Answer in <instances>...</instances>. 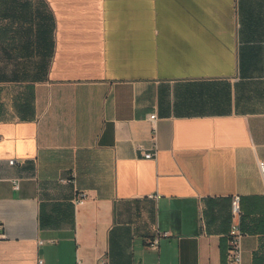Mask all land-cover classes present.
I'll return each mask as SVG.
<instances>
[{"label": "crops", "instance_id": "0c3cea01", "mask_svg": "<svg viewBox=\"0 0 264 264\" xmlns=\"http://www.w3.org/2000/svg\"><path fill=\"white\" fill-rule=\"evenodd\" d=\"M260 160L264 0H0V264H264Z\"/></svg>", "mask_w": 264, "mask_h": 264}, {"label": "built area", "instance_id": "2783aa9c", "mask_svg": "<svg viewBox=\"0 0 264 264\" xmlns=\"http://www.w3.org/2000/svg\"><path fill=\"white\" fill-rule=\"evenodd\" d=\"M157 113H151L150 119L152 122L153 127H156L157 122ZM154 156V153L151 151H148L145 153V157L152 158ZM11 164H14L16 162V159H10L9 161ZM260 167L264 174V160H260ZM15 187H20V181L19 179L14 180ZM77 203H82L84 201V196L80 194L76 198ZM232 205H233V212L238 217L240 216L242 212V199L240 195H235L232 199ZM244 230L241 227L240 221H235L231 229L229 231V256H228V264H247L244 262L243 258V236H244ZM4 236L2 231L0 230V237ZM160 234L155 236L152 240H150V246L156 248L159 245L160 242ZM40 264H44V260L40 259ZM77 264H85L81 259H78ZM96 264H110L109 258L106 254L99 257Z\"/></svg>", "mask_w": 264, "mask_h": 264}]
</instances>
